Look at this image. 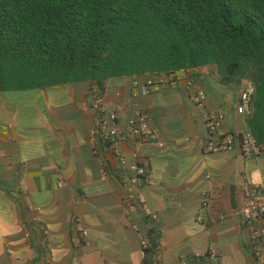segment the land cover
Segmentation results:
<instances>
[{
	"label": "crops",
	"instance_id": "0c3cea01",
	"mask_svg": "<svg viewBox=\"0 0 264 264\" xmlns=\"http://www.w3.org/2000/svg\"><path fill=\"white\" fill-rule=\"evenodd\" d=\"M149 80L159 86L134 107L156 141L93 144L99 118L121 98L123 126L125 98ZM219 80L205 65L0 92V264H255L234 210L245 187L264 181V150L206 152L205 114L221 112V130L240 135L255 115L264 122V104L236 114L244 83ZM132 166L146 170L136 182Z\"/></svg>",
	"mask_w": 264,
	"mask_h": 264
},
{
	"label": "trees",
	"instance_id": "16d2710c",
	"mask_svg": "<svg viewBox=\"0 0 264 264\" xmlns=\"http://www.w3.org/2000/svg\"><path fill=\"white\" fill-rule=\"evenodd\" d=\"M205 65L264 104V0H0V92Z\"/></svg>",
	"mask_w": 264,
	"mask_h": 264
},
{
	"label": "built area",
	"instance_id": "2783aa9c",
	"mask_svg": "<svg viewBox=\"0 0 264 264\" xmlns=\"http://www.w3.org/2000/svg\"><path fill=\"white\" fill-rule=\"evenodd\" d=\"M159 83L156 80H149L142 85L135 82V89L124 100L126 106L130 107L132 111L126 123L123 126L119 125L117 108L119 109L121 105V98H118L113 108L105 116L99 118L97 126L93 128L91 132L93 144L99 138L104 141V144L116 150L124 142H130L141 147L154 143L157 137L149 125L148 114L146 111L134 107V101L138 97L146 96L150 91L155 90ZM255 96L256 90L251 85L240 90L235 107L236 114L250 115ZM197 101L202 104L204 101L203 93H197ZM222 118L221 112L205 114L208 129L207 140L204 145L205 151L217 153L240 149L246 158H257L264 147L259 146L250 132H244L240 135L223 132L220 128ZM100 132L101 135H99ZM130 169L137 172V178L134 179V182L146 174V170L142 167L132 166ZM243 197V203L234 210V217L239 226L250 231V245L255 257V264H264V181L245 187ZM142 246L145 251L148 250L146 241L142 243ZM209 256L214 258V252L212 251Z\"/></svg>",
	"mask_w": 264,
	"mask_h": 264
},
{
	"label": "clouds",
	"instance_id": "9594fccd",
	"mask_svg": "<svg viewBox=\"0 0 264 264\" xmlns=\"http://www.w3.org/2000/svg\"><path fill=\"white\" fill-rule=\"evenodd\" d=\"M248 85H246V86H243L242 88H241V90L242 89H244L245 87H247ZM252 86V85H251ZM254 87V86H253ZM256 90V89H255ZM255 99H256V96H255ZM255 99H254V101H255ZM254 101H253V103H254ZM253 136V135H252ZM256 140V139H255Z\"/></svg>",
	"mask_w": 264,
	"mask_h": 264
}]
</instances>
